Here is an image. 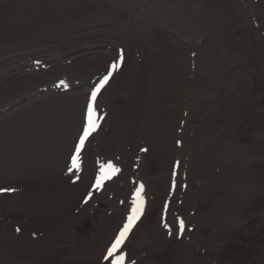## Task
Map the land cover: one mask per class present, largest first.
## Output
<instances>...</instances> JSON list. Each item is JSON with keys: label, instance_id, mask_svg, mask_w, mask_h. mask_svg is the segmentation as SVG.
<instances>
[{"label": "rangeland", "instance_id": "obj_1", "mask_svg": "<svg viewBox=\"0 0 264 264\" xmlns=\"http://www.w3.org/2000/svg\"><path fill=\"white\" fill-rule=\"evenodd\" d=\"M31 1L32 0H9V1L1 0L0 1V12H3L4 10L8 8L10 9L11 14L17 13L19 11L30 12L33 10L32 6L30 5ZM116 1L117 0H82L81 2L80 0H62V5L66 8V14L64 13V16L62 17V21L65 23L64 19H66L68 20V24L76 25V24H79L80 22H84L90 19L91 22L94 23V25L96 26V30L101 31L102 27L104 26L106 29L107 22H109L110 14L108 13L107 9L112 7L111 3H114V4L116 3L118 5L119 2H116ZM178 1L180 0H170V3L168 4V8L171 11L174 10L175 3ZM200 2H201V5L208 11L210 10L209 7L212 3H217L218 9L220 7L221 8L226 7V10L224 12L225 21L229 20L228 17L231 15L230 13L234 11L232 8L229 7V5L233 4L234 0H200ZM144 4L139 3L141 7ZM263 7L264 5L262 6V8ZM204 8H203V11H205ZM119 10L120 9H117V11ZM188 10H193V9H190V7L187 5L185 9L186 14L188 13ZM185 13L183 15H185ZM196 14L198 16L200 15L199 12H196ZM5 15L6 17H9L10 14H5ZM14 15L18 16L17 14H14ZM131 26H134V25H131ZM10 29L16 32L15 28L11 27ZM221 29L223 30V36L226 38H230V35L234 33V36L232 39L235 41V43H237V46H236L237 50H236V47L234 46L235 50L233 51L235 54H239V55L235 57L233 62H230L229 64H222V66L216 65L215 71L210 72L211 71L210 69L204 68L203 73H202L203 75H211V76L214 75L217 81L220 80L221 78L222 80L220 81L221 82L220 86L215 85V86H212V89L210 88L209 92L210 94L213 95V97H211L212 95L211 96L208 95L211 97V100H210V97H207L208 98L207 102L209 104L207 103L205 105L203 102L202 105H200L198 112L197 113L195 112V115H194V120L196 121L195 126L196 128L199 126L200 119L207 120L210 126L213 128L212 134L214 132L217 133V135H215V141L218 143V147L221 148L222 151H225V149H227L229 146V136H228V132L226 129V125L224 124H225V121L226 122L228 121L231 124L233 122L234 127L231 126V128H233L232 134L238 133L241 138L240 139L241 144L240 142L239 144L242 145L244 148L250 147L249 149L253 150L251 151V153H252V157H254V164H256L257 162H260V164L263 165L264 167V150H263L264 42L259 37L258 33L252 28L251 24L246 22V17L244 15L242 16V18L239 19V21L229 20V27H226V28L224 27V29L223 27H221ZM128 30L135 32L134 30H132V28H128ZM170 30L171 29L169 27L167 31L168 33H166L168 36H170L169 35ZM116 32L117 31H115L114 33ZM4 40H7V41L10 40V45L7 48V51L14 50V47L18 46L17 44H20L21 40H24L27 43L35 41L31 33H29L28 31L7 35V37ZM114 41H115L114 38L113 40H107V41L91 40L90 46L93 49L94 47L97 48L102 45L112 44L114 43ZM210 43L213 44L212 41ZM83 46L84 45H81V46L76 45L74 50H72V55H81V53L83 52ZM56 47L58 46H55L54 48ZM18 48H21V47H18ZM208 49H211V48L209 47ZM166 53H164L166 54L165 57L163 55H159V57L157 58L156 66H158L159 63L161 62L162 71L166 74L164 78V82L167 84V87L164 88V90L162 91V94H157V96H159L157 99H154L156 100V105L153 106L154 107L153 110L156 112L154 115L155 119L163 118V114L165 113L172 114L173 109L178 99H182V101L183 99H185V94L182 95L180 90L183 89L186 84V79L188 76V63L186 64L185 75L181 76L177 74L176 72H173V69L171 70V67L168 64V61H170L168 59V56L172 58L173 55L168 51H166ZM185 54L186 56H188V51ZM100 58L104 60L103 67H102L104 68L106 66L105 57L100 56ZM151 58L153 59L152 56ZM199 62L201 66H202V63L205 64L206 62L205 57H203V59H201ZM134 64L137 67L139 65L137 64V62H134ZM131 65L132 64L127 65L124 73H122L120 78L112 86V93L114 95L111 94L112 98H111L110 103L112 104L114 109H117V112L114 115V118L112 119V123L110 124V127L112 128L111 130L113 132L115 131L114 126L116 122L115 121L116 116L121 115L123 113L124 108L127 106L126 101L124 99H121L120 97H121V91L125 87V84H126V81L128 79L130 72H133V68L131 67ZM140 68H142V66H140ZM136 72H137V68H136ZM232 79H237L238 81H241L242 85H241V88H239L240 91L235 88L234 84L232 83ZM182 84H183V87L181 88ZM231 87L233 88V92H232ZM1 88L2 86H0V90ZM228 91H231L233 93L232 99H230V97L225 98L231 95ZM8 93L9 91L5 93L0 91V102ZM214 99H215V102H214ZM41 100H42L41 98L36 99L34 101L18 106L12 112L7 114L5 118L0 119V121H3L5 124H13L18 116H21V118H24L25 115L23 114L30 112V108H32L30 106H33V105L38 106L41 103ZM210 101H212V104L210 103ZM83 102H84V96H83ZM252 102H254V104H252ZM229 104H233L234 107L239 106V110H235L237 113L234 111H230V107H228ZM212 105L217 107L219 116L214 115L215 109H214V106ZM226 106H227V109L225 110V115H224L225 117H222L220 116L222 109L224 110ZM82 108H83V103H82ZM180 112L181 111L179 110V113ZM145 114H147V112H145ZM175 114H176V110H175ZM133 124L135 123H132L131 126ZM176 126L177 125H173V128L170 131V135L169 134L167 135L168 137L172 139V147L174 146L173 140L175 139V136H176L175 134V130L177 128ZM222 130H224V132ZM122 145L124 146V144ZM72 146L73 144H71L70 151L72 149ZM211 148L212 147L210 146L206 148L208 160L213 159L215 157L214 153L210 151ZM66 159H65V163H66ZM8 164L9 162H5L3 165H5L4 170L10 174L9 175L4 174L2 177H0V187L6 186L9 184H21L24 186L32 184L36 186L37 189H40V190L45 189V191L43 192V195H44L45 193H47L46 187L50 188L52 186L51 184L53 181L47 178L46 173L43 170H38V169L26 170L25 168L21 166L19 167L18 165H15L13 167L7 166ZM254 164L250 165L252 166L250 167L252 170L256 168ZM64 166L61 168V170H59V178L62 174ZM166 168H167L166 164L161 163L157 158V154L154 152L148 162V169L146 172L148 179H150V182L152 183L153 181H155L154 179H156L161 174V172L163 173L166 170ZM214 168L222 169L223 171L222 164H212V166L207 170L210 173V176L216 175L214 172ZM197 174L198 176L200 175L202 176L201 171H197L194 173V175H197ZM30 175H34V177H29ZM216 176H218V174ZM259 178L264 180L263 175H260ZM29 179H32V182L28 181ZM221 183H224V180L219 178V181L216 182V186L218 187L219 185L220 187ZM88 186H86L84 182L80 188L71 189L69 190V192L74 193L76 191H81L82 189H85V187L88 188ZM162 186L164 190L163 194L161 196V199L160 198L157 199L158 201L157 206L159 209L164 199V196L166 195V192H167L165 181L162 182ZM194 188H197L196 184ZM220 197L225 198L226 195L223 193H217L215 195H212L209 198V200L206 201V203L203 206L204 216L200 220L202 224L204 221H207V223L208 222L211 223V219H210L211 210L212 209L218 210L220 206V205L218 206V204L223 205V203L219 201ZM262 197L263 195H261V200H259V202H262V204L264 205V198ZM81 198H82V195L80 196V198L78 197L75 200L74 202L75 205H73L71 210L66 212L64 215L60 216L59 219L63 220L65 219V216L67 214H70L71 212H73L77 208ZM251 198L252 197H250L249 201H251ZM61 204L62 203H58L57 205L58 211H60L65 206ZM224 204L226 205V202H224ZM186 210L188 211V208ZM6 213L10 217L18 219V220H20L22 217L19 213H9V212H6ZM44 214L45 212H39V216H42ZM104 215H105V210L101 211L99 213V216H97L95 219L94 218L92 219L84 218L81 223H78V225L72 229H75L74 231L77 233V235L79 232V236L82 237V238L80 237V240H83L82 242H86L88 238L89 237L91 238L92 236L91 235L89 236L80 235L81 229L84 227V225H89L90 227L94 228L95 227L94 224L96 222L97 224H99V226L101 222V227H102V225L105 224L104 220L101 221ZM247 215H249L248 217L249 220L254 221L253 226L248 227L247 224L249 221L247 220L243 221L242 219L241 223H244L243 226L239 227V229L234 230V231L239 230L238 231L239 235L236 233L230 236H225V235H221L220 237L218 236L219 244L215 249L213 248V252L211 256H209V254L207 255V262L206 263L193 262V264H197V263L210 264L211 259H218L220 261V264H264V220H263V216H260V213L258 212H255L253 214L247 213ZM261 215H264V213H261ZM44 218L45 219L43 220V222L51 219V218H48L47 216H45ZM158 225H159L158 218H156V216L154 215L153 217L150 218L149 222L138 232L134 240V243L130 245V250L132 251L134 256H136L140 252L148 255L144 264L155 263L153 257L150 256L149 247H147L150 244L148 243L146 247L138 249V245L135 243L140 239L141 235L146 232L151 233L152 237H154V234L152 232H154L156 227L158 228ZM105 228H106L105 232H108L107 225L105 226ZM204 231L209 236L207 239H210V236L212 235L211 229L206 228ZM254 231H261L263 233V236L262 238L258 239V243L254 245L253 248L251 249V252H250L251 259L250 261H248L245 259V257H242L239 254L240 252H239L237 241L239 239L248 238L251 235V233H253ZM213 235L217 236L214 233ZM61 240H62L61 248L70 246L71 241L66 239V235L62 236ZM103 241H104V236L102 237V240L99 241V243L96 245V249L93 252L95 253V255H94V258L91 264H99V261L102 256L100 252L103 249L101 247L103 244ZM163 244L164 243H159L157 246L158 247L157 249L160 252L163 250L165 256L169 257L174 247L168 244L167 247L165 248ZM204 247H211V245L209 243L204 242ZM82 255H84V252ZM172 263L180 264L178 261H173Z\"/></svg>", "mask_w": 264, "mask_h": 264}, {"label": "bare ground", "instance_id": "obj_2", "mask_svg": "<svg viewBox=\"0 0 264 264\" xmlns=\"http://www.w3.org/2000/svg\"><path fill=\"white\" fill-rule=\"evenodd\" d=\"M141 1V0H137ZM122 6V10L120 13V17H126L127 18V24L130 25L132 23V19L135 18V12L130 8L125 1L122 0L120 3ZM184 6V5H183ZM199 8V7H198ZM134 9V8H133ZM59 16H61V12L58 11L56 8H49L47 11H43L39 13L36 17L37 19L31 20L27 19L23 21V26L25 28L30 27H37L39 28L44 34H48L51 32L50 28L53 26L58 25L59 23ZM173 24V26L179 28L181 31H183L181 25L183 24L182 20H177L174 17V12H170V21L168 25ZM164 29L165 27H159L155 39H158V36H164ZM5 31V25H0V37L3 38L6 34ZM63 36H68L69 30H62L60 33ZM72 40L65 41L64 45H70ZM73 44V43H71ZM150 45V44H148ZM147 45V46H148ZM169 45H171V50L169 51L173 57L170 58L168 56V64L171 68L176 69V71H184L183 66H180V63L182 60L177 59L175 56L177 54V51L182 53V56L184 55L183 61H188V64L190 65L189 58L186 60L185 58V50L180 47H176L174 45V41L170 40ZM206 46V44H205ZM205 46L201 48V52L205 55V52L203 49ZM176 49H175V48ZM153 51L156 54H162V49L160 46L153 48ZM152 53V52H151ZM144 56V55H143ZM209 56V55H208ZM230 56V54L228 55ZM198 59H200V55L198 56ZM214 60V59H212ZM210 62L207 59V63ZM85 70L79 75L85 74L83 78H86L89 73H91L92 70L87 69V67H97L102 65L101 59L98 55H93L92 58H88L84 62ZM133 68H135V65H132ZM201 68L198 67L196 71V75L200 73ZM145 71L146 76L138 77L137 79L134 77L133 74L130 76V80L128 82V89L125 91L124 95L122 94L121 98H127L128 102L126 112L122 114L121 117L117 118V125L116 129L118 131V140L121 141L124 139V141L129 144L132 142L133 144L137 145V139L142 138L147 141H150L152 143V146H154V149L157 153L158 160L167 165V168L169 169L170 160L172 157H174L176 149L171 146L172 140L167 135H170V131L173 128V125L177 126L180 125V118L179 115V109L180 107H184L186 105L192 107V111H197L199 109V105L203 100H206L207 96V88L211 86V81L208 78L201 79L200 76L198 77L197 81H194L192 90L189 92L186 90H182V93H186V96H192V102L190 104L186 103L185 101L178 100L172 114L165 113L163 114V118L161 119H150L148 116L144 115L143 112L150 108L152 95L154 93L159 94L163 88L167 87V84L164 82V72L161 69H158L155 66V62L146 61L145 64ZM141 72V71H139ZM121 73V72H120ZM32 77H36L35 75L28 77V76H22L20 78V81L16 82L18 84L19 82L23 83H31ZM239 81L233 80V84L236 86ZM241 85V82H240ZM147 89L146 91L143 90V87ZM237 87V86H236ZM72 95H63L62 97L52 96L53 101L59 102L57 104H53L51 102H48V120L47 122L40 124L36 126L21 142V145L18 144H10L8 146L7 140H2L0 143V164H4L5 162L18 164L17 159L26 160L29 162H34V168L44 169L47 171V177L51 180H53V186L52 190L47 191L44 195H39V193H33L32 195V203L31 207L34 208L36 206H46V212L48 215H51L53 219L56 220L59 213L56 210V206L59 202L62 201V203L67 202L68 204H72L74 200L79 196V192L72 193V194H65L66 188H65V180L63 178H58L59 169L63 166L64 160L66 156L69 153L70 145L73 142L77 130H78V124L80 120L79 112H80V103H81V95H78L76 93H73ZM46 102L43 104L45 105ZM199 104V105H198ZM207 102H205V105ZM210 107V106H209ZM229 107H232V104H229ZM47 108V107H46ZM214 115H218V109L216 107ZM236 109H239V106H235ZM176 110V114H175ZM178 110V111H177ZM198 112V111H197ZM224 110L222 109V113L220 116L223 117ZM225 114V113H224ZM219 116V115H218ZM182 117V113H181ZM188 124L186 127V130L188 128L193 127V114L191 113L188 117ZM135 119V120H134ZM181 119V118H180ZM141 122L143 121L145 123V128L148 125H151L152 129H157L158 133L153 134L151 131H140L139 129H133L130 124L132 121ZM179 121V122H178ZM229 125V124H227ZM27 129V128H26ZM212 127L208 123L207 120H199V126L196 129V137L193 147H185V152H187L189 156H191V176L194 177L195 171H201L203 173V188L200 190V193L202 194L201 201L199 202L200 205L204 204V199H206L211 193L217 194V193H223L226 195V203L227 208L225 209V213H222L220 211H214L213 214L217 215L218 218V224L213 227H217L219 229L220 234H224L228 228L231 227V225L235 224V220L237 221L238 218L242 215V209H243V199H239L238 197L242 194L244 196L250 194L251 192L258 197L260 195V191L264 192V182L256 180L259 178L260 175L264 176V167L262 165V169L259 173L256 171L249 172L248 176H243L242 172L245 170V168L253 163L252 157L248 156L249 150H245L243 147H240L238 145H234L233 141H229V146L225 151H222L221 148L218 147V143L215 141V135H217L216 132L212 134ZM27 131V130H24ZM222 132V131H221ZM110 137V136H108ZM121 137V138H120ZM108 140H104V148H106V145L108 144ZM116 140H113L110 142V144H117ZM175 144V141H174ZM16 146H20L16 148ZM212 147L210 151H212L215 155L214 161H210L207 159V152L206 147ZM8 149L11 150L10 154H12L15 157L7 156L2 154V152H7ZM251 151V150H250ZM222 164L224 167V172L219 177L210 176V173L207 171L212 164ZM21 164V163H20ZM168 169L165 170L155 179L154 181V187H156V191L158 194L162 193V182H170V176H171V169L168 173ZM2 172V168L0 167V173ZM220 179L224 180L223 186L218 185L216 186V182ZM253 180H255V183L257 182V187L250 190L252 188ZM10 186V185H9ZM80 186V185H79ZM79 186H76L78 188ZM217 188H216V187ZM212 187L215 189L212 190ZM37 196V197H36ZM65 196V201L64 197ZM160 196V195H159ZM19 201V200H18ZM16 203L12 204H5L4 206H7L5 209H9L11 206L18 207L20 202L15 201ZM66 203V204H67ZM11 205V206H10ZM199 205V206H200ZM1 206V205H0ZM26 204L23 203V207H25ZM71 205H68L69 208ZM3 209V210H5ZM2 211V210H1ZM27 211V210H26ZM25 211V213H26ZM232 211V212H231ZM230 214V216H229ZM232 216H235V220L232 218ZM44 218V217H43ZM198 218H202V213H199ZM199 220V219H198ZM40 224V222H37ZM67 223V221H66ZM61 224L57 227V230L59 233H63L68 230L67 227H69L68 224ZM43 223H41L42 225ZM43 226V225H42ZM212 226V225H211ZM136 232V231H135ZM134 232V233H135ZM133 233V234H134ZM71 236L73 237V243L70 246L69 250L63 251L62 249H59V252H61V256L63 259L67 258H76V263L78 264H89L90 261L92 262V255L89 252V256H84L87 254L88 250H93L95 247V242L99 240V237L94 238V242L91 243H80L78 241V238L76 237L75 233H72ZM110 237V234H108ZM133 236V235H132ZM163 232L159 229H155L154 231V238H152V234L147 233L143 238L142 241L139 242V246H146L147 243L150 248L151 257H153L155 264H173L171 261L163 258V260L159 263L158 261L161 259L159 254L157 252V244L162 243L163 241ZM55 240H58V237L56 235H53ZM108 237V238H109ZM132 238V237H131ZM165 238V237H164ZM165 241V239H164ZM131 243V239L129 241ZM166 244V243H165ZM167 245V244H166ZM5 245H3L2 241L0 240V264H5L6 262L4 254H5ZM182 247L177 251V254L179 255H188L190 257H194V253L191 248ZM84 255L82 257L81 254ZM29 254L32 255L34 259L37 260V258H40L42 255L34 253V250H31ZM78 259V260H77Z\"/></svg>", "mask_w": 264, "mask_h": 264}, {"label": "snow or ice", "instance_id": "obj_3", "mask_svg": "<svg viewBox=\"0 0 264 264\" xmlns=\"http://www.w3.org/2000/svg\"><path fill=\"white\" fill-rule=\"evenodd\" d=\"M122 59V57H121ZM113 69L117 67V64L112 65ZM108 82V77L106 76L104 80L100 82L98 86H96L92 93L87 107V113L85 116V121L83 125V131L80 135L78 143L75 145V152L71 158V166L69 167V172H72L73 169L79 170V159L80 152L84 147L85 141L88 137L98 128V120L101 117L96 115V110L94 108V102L96 101L97 94L100 92V89L104 87V85ZM109 170L111 173L118 172V169H115L111 164H108L106 168L102 166L101 174L97 177L96 187H99L101 182L109 177ZM144 189V185L140 184L138 188H136L133 193L131 211L128 215L127 222L124 223V226L119 230L118 235H116L114 241L111 244V247L107 249V256L105 259H110V264H125L126 256L122 251V245L128 237L129 232L131 231L135 222L140 218L143 214L144 210V199L142 196V192ZM15 189L11 188H3L0 189V193L4 192H13ZM86 202V201H85ZM180 229H184V222L180 221ZM19 231V229H17Z\"/></svg>", "mask_w": 264, "mask_h": 264}]
</instances>
